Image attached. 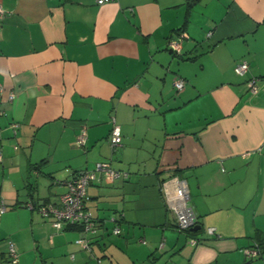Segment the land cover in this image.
<instances>
[{
	"label": "crops",
	"instance_id": "0c3cea01",
	"mask_svg": "<svg viewBox=\"0 0 264 264\" xmlns=\"http://www.w3.org/2000/svg\"><path fill=\"white\" fill-rule=\"evenodd\" d=\"M0 3V162L15 191L0 200L28 214L16 264H264V0ZM102 160L128 174L89 184L97 227L81 246L78 226L26 203L56 202ZM176 176L200 224L190 232L164 190Z\"/></svg>",
	"mask_w": 264,
	"mask_h": 264
},
{
	"label": "built area",
	"instance_id": "2783aa9c",
	"mask_svg": "<svg viewBox=\"0 0 264 264\" xmlns=\"http://www.w3.org/2000/svg\"><path fill=\"white\" fill-rule=\"evenodd\" d=\"M109 0H97L102 4ZM5 14V10L0 3V18ZM211 32H208L210 34ZM168 44L172 50L179 52L181 48L180 41L168 40ZM248 68V62L245 59L239 60L234 65V71L237 74H243ZM247 85L251 91L256 90L255 78H249ZM177 89L182 88L183 81L178 79L175 82ZM12 97V94L9 95ZM85 141V131L81 129L77 135V142L82 144ZM122 134L119 124L116 123L114 116H111V128L109 132V142L112 147L121 144ZM97 172H100L108 180H113L120 176H127V171H122L111 166L110 161L102 160L96 162L93 168L77 170L70 178L65 181L66 189L59 194L56 202L44 201L36 204L35 202H27L29 207H37L42 215L50 217L52 225L57 228H63L70 225H76L79 228V235L74 240L81 246L89 245V234L94 233L97 227L95 215L88 209L85 200L87 196V188L89 184L96 178ZM170 186L173 192L170 191ZM164 190L169 203L176 212V226L179 230H184L196 223V215L193 208L187 203L188 192L187 182L184 178L178 176L170 178L164 183ZM5 210V204L0 200V214ZM112 232L119 233L118 226L112 227ZM207 233L213 234L215 228L210 226L206 229ZM196 238H191V242H196ZM6 248L10 257V263L16 264L18 260V250L16 244L12 240L6 241ZM258 254L256 247H247L245 256L253 258Z\"/></svg>",
	"mask_w": 264,
	"mask_h": 264
},
{
	"label": "rangeland",
	"instance_id": "374dc122",
	"mask_svg": "<svg viewBox=\"0 0 264 264\" xmlns=\"http://www.w3.org/2000/svg\"><path fill=\"white\" fill-rule=\"evenodd\" d=\"M2 163L0 162V198H4V201L6 199V196H12L15 191H12L10 187H8L5 183L3 184V177H6L7 175L2 173ZM3 185V186H2ZM7 204V210L2 213L0 216V248L3 250V255L0 254V264H11L10 263V257L7 252L6 248V241L12 240L17 243H19V239L22 238L26 234V226L28 223V214L24 210L26 207H22L20 205H17L16 203H13L12 205H8L7 201L5 202ZM121 235V234H119ZM112 236H118V235H112ZM17 247V245H16ZM18 249V247H17ZM35 252V251H34ZM90 258H88V262L92 261ZM84 262L83 260L81 261ZM79 262V264H81ZM94 262V261H93ZM43 263V262H42ZM40 262V257H38L35 261H33V258H28L27 261L24 264H42ZM18 264H22L19 263ZM44 264V263H43Z\"/></svg>",
	"mask_w": 264,
	"mask_h": 264
},
{
	"label": "trees",
	"instance_id": "16d2710c",
	"mask_svg": "<svg viewBox=\"0 0 264 264\" xmlns=\"http://www.w3.org/2000/svg\"><path fill=\"white\" fill-rule=\"evenodd\" d=\"M187 2H188V4H189V6H190V4L193 3V0H187ZM75 172H76V171H75ZM183 231L190 232V227L184 229ZM256 247H258V243H256Z\"/></svg>",
	"mask_w": 264,
	"mask_h": 264
},
{
	"label": "water",
	"instance_id": "95a60500",
	"mask_svg": "<svg viewBox=\"0 0 264 264\" xmlns=\"http://www.w3.org/2000/svg\"><path fill=\"white\" fill-rule=\"evenodd\" d=\"M199 227H200V224L195 223L194 225H192V226L190 227V229H191V230H196V229L199 228Z\"/></svg>",
	"mask_w": 264,
	"mask_h": 264
}]
</instances>
